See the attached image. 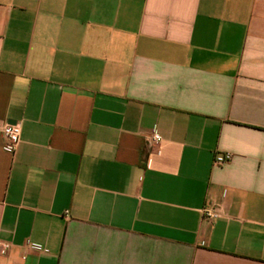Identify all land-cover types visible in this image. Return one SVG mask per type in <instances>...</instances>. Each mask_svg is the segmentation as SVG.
<instances>
[{
    "label": "crops",
    "instance_id": "crops-1",
    "mask_svg": "<svg viewBox=\"0 0 264 264\" xmlns=\"http://www.w3.org/2000/svg\"><path fill=\"white\" fill-rule=\"evenodd\" d=\"M0 122V264H264V0H0Z\"/></svg>",
    "mask_w": 264,
    "mask_h": 264
},
{
    "label": "built area",
    "instance_id": "built-area-1",
    "mask_svg": "<svg viewBox=\"0 0 264 264\" xmlns=\"http://www.w3.org/2000/svg\"><path fill=\"white\" fill-rule=\"evenodd\" d=\"M0 134L4 138V140L7 141L11 150H14L20 140L21 126L20 124H9L7 122H0ZM151 141L154 143H158L160 141V138L157 135H153L151 137ZM231 157L232 156L229 153L219 154L216 155L214 162L219 165L225 164L231 160ZM203 214L204 217L208 219L214 217V215L209 211L204 210ZM0 247H2V249L4 250H8L10 248V245L0 243Z\"/></svg>",
    "mask_w": 264,
    "mask_h": 264
}]
</instances>
